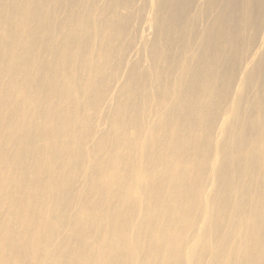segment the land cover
I'll use <instances>...</instances> for the list:
<instances>
[{"label":"bare ground","instance_id":"obj_1","mask_svg":"<svg viewBox=\"0 0 264 264\" xmlns=\"http://www.w3.org/2000/svg\"><path fill=\"white\" fill-rule=\"evenodd\" d=\"M0 264H264V0H0Z\"/></svg>","mask_w":264,"mask_h":264}]
</instances>
